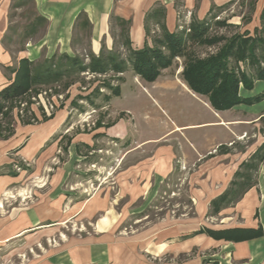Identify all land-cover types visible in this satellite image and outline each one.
<instances>
[{"label":"crops","instance_id":"obj_1","mask_svg":"<svg viewBox=\"0 0 264 264\" xmlns=\"http://www.w3.org/2000/svg\"><path fill=\"white\" fill-rule=\"evenodd\" d=\"M16 1L0 0V90L12 80L10 69L19 59L35 61L23 55L24 51L13 56L7 48L11 43L9 16ZM236 1L239 0H33V5L35 13L47 21L42 30L43 45H53L60 54L68 56H74L68 52L72 49L75 19L85 13L92 26L89 50L97 56L103 40L107 50L112 49L111 17L128 22L127 37L131 49L137 51L152 46L148 27L163 26L167 33L177 34L182 29V20L205 22L211 14ZM251 1L261 16L264 0ZM156 10L160 11V25L150 18ZM49 53L48 58L56 52ZM169 69L162 70L153 83L144 82L129 69L115 79L116 92L96 96L91 91L76 92V97L78 94L84 98L99 96L103 100L99 107L107 118L112 117L110 123L99 121L91 134L68 131L69 123L65 122L69 103L50 117H44L40 109L32 106L30 121L15 119L11 135L0 137V264H264V173L234 205L223 207L217 214H208L211 201L229 189L241 164L264 142L241 150L232 149L239 141L236 134L242 126L259 128L264 121V112L254 115L246 111L264 103V99L250 106L241 104L217 112L205 98L187 87L180 73H168ZM127 75L132 76L135 92L123 89ZM263 82L264 77L256 80L251 90L241 88L240 96H259L264 86L260 91L255 87ZM130 93L135 96L128 98ZM140 94L162 113L172 100L186 96L202 106L208 116L191 117V122L170 118L171 124L167 125L153 117ZM92 97L79 101L94 107ZM126 98L128 104L123 105ZM68 102H73V92ZM243 112L252 115L243 117ZM141 121L160 126V134L137 138V124ZM188 131L191 138L184 135ZM98 137L109 145L104 150L106 154L115 155L114 147L122 150L115 159V168L123 164L121 170L116 172L109 165L111 172L107 173L113 176L117 188L114 193L109 187L100 188L93 196L81 198L74 188L77 178L83 174L80 167L84 164L100 167L83 151L91 155L102 151L96 147ZM172 139L176 143H171ZM147 152L148 155H142ZM177 165L194 167L191 194L195 216L191 219V229L181 234L179 224L169 223L165 229L159 223L153 234L133 235L121 231L123 223L132 215L133 205L154 199L162 185L173 177ZM18 166L23 170L19 171ZM227 210L229 214L224 213ZM209 215L217 216L220 225L200 224ZM71 226L82 229L88 226L89 230L72 234L69 233ZM236 229H259L261 235L233 242L214 239L207 233ZM200 253L206 255V261L198 256ZM182 255L187 258L179 260ZM165 257L169 263H164Z\"/></svg>","mask_w":264,"mask_h":264},{"label":"rangeland","instance_id":"obj_2","mask_svg":"<svg viewBox=\"0 0 264 264\" xmlns=\"http://www.w3.org/2000/svg\"><path fill=\"white\" fill-rule=\"evenodd\" d=\"M24 4L21 8L13 7L10 11L11 16V43L8 45L9 51L13 52V56L17 55L18 50L22 47L21 43V33L24 31L25 27L29 22L32 21L33 15L35 14L34 5L28 2H24L21 0H17L14 5ZM254 2L251 0H239L234 2L229 7L225 8L222 11L216 12V14H211L208 19L204 22L208 31V38L213 37H224L226 39H230L232 36L237 34H244L247 32L249 36H254L255 29H258V35L262 39H264V16H260V10H255L253 6ZM184 20H182V29L177 33L180 35L183 41V56H178L168 70V73L176 74L180 73L184 68L186 58L191 56V53L194 54L196 58H205L210 54H214L217 52V49L221 46V43L216 46H198L196 43L191 42V32L190 28L192 24H196L197 22H191V20H187L184 24ZM42 30L39 34L27 45H24V53L23 55L27 56L29 59L35 60L36 62H41L44 59L50 56L49 52H56V55H60V50H56V48H52L53 45H43L44 34ZM149 38L151 42L153 40L162 41L164 39V34L162 30L155 29V27H148ZM109 35L113 38L118 39V30L114 27V23L111 22V26H109ZM87 40L83 42L84 45H77L75 52L73 49L69 50V54L72 53L75 55L78 54L80 57L85 58V52L82 51L83 46H85ZM105 45V40L101 42ZM153 44V43H152ZM261 45H264L261 44ZM90 46V45H89ZM151 47H156L163 53L166 57H169V52L166 48H162L161 45H152ZM106 48V46H105ZM53 49V50H52ZM107 50V48H106ZM114 50L121 54L122 58H126L129 55V52L122 48L119 45H112L111 51ZM21 54V55H22ZM257 56L264 55V47L256 51ZM87 62V59H86ZM264 65L263 63L261 64ZM240 70L247 73L249 76L253 77L256 73L255 67L249 66L247 63H239ZM132 71V70H131ZM118 75H107V76H93L88 73L80 74L78 77L74 78V80L64 81L60 84L53 85L50 87L44 88H36L32 91V93L28 94L25 97H22L12 103H10L6 111L3 115L0 116V137L9 136L13 131V123L15 119L18 118L21 122L30 121L31 119V107L34 109H40L42 111V115L44 117L53 116L59 108L64 106L66 103H69L67 106L68 115L65 123H69L68 131L73 133L81 132L85 134H91L94 131V126L97 123L102 121L104 124L110 123L112 117L107 118L105 112L102 107V99L96 96L98 93H111L115 88H117L116 78ZM132 76H126V86L123 89H133L132 87ZM264 86L263 83H258L255 89L260 91ZM76 89V91H75ZM91 91L92 98L95 101L93 106H84L80 103V99L84 98L80 96V94L76 96V92L85 93ZM102 91V92H101ZM125 91V90H123ZM136 90L133 89V92ZM73 92V102L70 104L68 102L71 99V95ZM241 93V91H240ZM264 94V91L263 93ZM260 94V95H262ZM141 95V99L147 102V107L153 117H158L165 121V124L170 125V118L176 120L179 118L180 120L191 122V117H205L208 116V112L204 110V108L194 102H191L188 97L180 96L174 100L167 107H164V113L161 112V109H158L156 106L151 104V101L146 98L143 94ZM259 95V96H260ZM131 96H135L132 93L129 94L128 98ZM79 97V98H78ZM88 96L84 99L90 100ZM123 99V105L128 104L127 99ZM171 102V101H170ZM191 102V103H190ZM172 105V107H170ZM245 105V104H242ZM84 106V110H80V107ZM163 106V105H161ZM248 106V105H245ZM160 108V107H159ZM262 110V111H261ZM76 111V112H74ZM254 115H257V112H264V103L255 106L254 108H249ZM252 114H247V112H243V117L250 116ZM147 121H141L137 124L138 134H136L137 138H148V137H156L160 134V126H156L154 123L146 124ZM83 126V127H82ZM242 130H238L237 134L239 136V141L235 144L232 149L241 150L245 147L253 146L256 143H261L264 141V121L260 122L259 128L252 125H244L241 127ZM209 130V129H208ZM214 130V129H211ZM260 130V132H259ZM235 132V131H234ZM184 135L186 137L191 138V131L185 132ZM100 136V135H99ZM263 136V137H262ZM233 137V136H231ZM99 143H96V147H100L102 151H96L95 153L88 154V152L83 151L84 155H88V157L95 159V162L100 166L99 168L88 166L86 167L84 164L83 167H80L81 174L77 180L78 184L74 187L75 192H79L81 194V198H89L93 196L99 189H104L109 187L110 191L114 193L117 188V184L113 176H108L107 173L111 172V168L108 167L111 165L115 168V159L118 158L121 153L120 148L114 147L115 155H110L105 153V149L109 147L105 143H102L100 137H98ZM105 141V140H104ZM170 141V140H169ZM173 141V142H172ZM236 141V140H235ZM171 143H176V139H172ZM240 143V144H239ZM264 143V142H262ZM149 153H143V156L148 155ZM104 158V159H103ZM25 166V163L23 164ZM123 165V164H122ZM122 165L119 168H115L114 171H120ZM105 168V169H104ZM107 168V170H106ZM19 171L23 170L22 166H18ZM79 169V168H78ZM177 170L175 171L173 177L169 179L162 185L157 196L148 200L147 202L138 201L133 206L131 210V214L128 219L123 223L121 227V231H127L128 234H153L156 226L160 223H163V226L166 229V226L169 223L179 224L180 233L187 232L191 229V219L195 216V203L192 200L194 186L191 184V172L194 167L191 165H177ZM112 171V172H114ZM264 173V164L260 166L259 171L257 173V177ZM125 202V201H124ZM225 214H229L230 211L227 210L224 212ZM208 214H212V210L209 209ZM216 217H209L201 220L200 224L216 226L220 225ZM89 230L88 226H85L83 229L81 226H71L69 227V233L76 234L77 232H85V230ZM197 256V255H195ZM201 259L207 260L206 255L200 253L198 255ZM151 256H149L150 258ZM187 258L186 255L180 256L179 260H184ZM150 260V259H149ZM164 263H169L170 260L168 258H164ZM151 262H156L150 260Z\"/></svg>","mask_w":264,"mask_h":264},{"label":"trees","instance_id":"obj_3","mask_svg":"<svg viewBox=\"0 0 264 264\" xmlns=\"http://www.w3.org/2000/svg\"><path fill=\"white\" fill-rule=\"evenodd\" d=\"M31 3L33 0H21ZM24 4L14 7L21 8ZM159 10L153 16L154 21L160 25ZM11 14L9 19L11 20ZM261 16H264V9ZM264 18V17H262ZM111 22L118 30V39L113 38V45H121L129 52L128 57L122 58L121 54L112 50L108 51L104 43L101 45L99 54L96 56L89 50V43L83 46L85 58L75 53L74 56L66 54L52 55L41 62L30 61L21 58L17 64L10 69L13 78L10 83L0 90V116L4 114L7 106L32 93L36 88L50 87L64 81L74 80L80 74L88 73L93 76H107L110 74H123L129 69L146 83H153L160 72L172 66L173 61L178 56H183V41L180 35L167 33L163 26H159L164 34L162 41L153 40L152 45H161L169 52L166 57L156 47L145 46L141 50L131 49L127 37L128 22L119 18L111 17ZM47 21L43 17L33 15V19L21 33L22 47L19 52L24 51V43L37 36L45 29ZM92 26L85 15L80 13L75 19L72 31L71 48L75 51L77 45H84L89 42ZM207 27L204 22L192 24L190 28L191 42L198 46H216L221 43L217 52L205 58H196L194 54L188 56L181 72V77L187 87L195 94L205 98L210 107L217 112L227 111L235 106L245 104L252 105L264 99V94L253 97L243 98L240 96V89L251 90L256 80L264 77V55L257 56L256 51L264 47V39L259 37L258 29H255L254 36H249L247 32L237 34L230 39L224 37L207 36ZM8 46V45H7ZM77 52V51H75ZM87 59V62H86ZM239 63H247L255 67L256 73L253 77L240 70ZM117 88L113 90L116 92ZM264 164V143L255 151L247 162L241 164L239 171L234 175L229 189L222 195L211 201L210 209L212 214H217L223 207L234 205L244 193L255 184L257 173L260 166ZM264 176V174H263ZM208 235L214 239H224L233 242L246 240L261 235L258 230L236 229L233 231L212 232L207 231Z\"/></svg>","mask_w":264,"mask_h":264}]
</instances>
